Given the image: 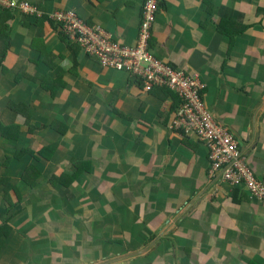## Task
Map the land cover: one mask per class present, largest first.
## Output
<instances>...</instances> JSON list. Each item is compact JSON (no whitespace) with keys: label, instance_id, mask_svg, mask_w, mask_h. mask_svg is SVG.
I'll list each match as a JSON object with an SVG mask.
<instances>
[{"label":"crops","instance_id":"1","mask_svg":"<svg viewBox=\"0 0 264 264\" xmlns=\"http://www.w3.org/2000/svg\"><path fill=\"white\" fill-rule=\"evenodd\" d=\"M24 1L41 17L0 11V175L22 193L0 185V264H264V201L209 176L169 89L102 68L45 19L132 47L145 0ZM151 49L198 75L264 180V0H161Z\"/></svg>","mask_w":264,"mask_h":264},{"label":"built area","instance_id":"2","mask_svg":"<svg viewBox=\"0 0 264 264\" xmlns=\"http://www.w3.org/2000/svg\"><path fill=\"white\" fill-rule=\"evenodd\" d=\"M160 4L161 0H145L136 44L132 47L116 42L100 25H89L73 13L56 11L49 14V20L85 54L96 58L102 68L130 73L142 82L146 92L166 87L176 94L181 102L172 128L184 136L195 135L205 145L209 176L232 185H245L253 196L264 201V180L257 178L236 136L207 110L198 75L175 68L154 55L151 39ZM0 6L41 16L37 8L24 0H0Z\"/></svg>","mask_w":264,"mask_h":264},{"label":"trees","instance_id":"3","mask_svg":"<svg viewBox=\"0 0 264 264\" xmlns=\"http://www.w3.org/2000/svg\"><path fill=\"white\" fill-rule=\"evenodd\" d=\"M160 8V7H159ZM38 9V8H37ZM0 11H6V13H14V12H20V13H22L23 15H25L26 17H30L31 15H27V14H25V13H23L20 9H18V8H7V7H5V6H0ZM39 11V10H38ZM40 12V11H39ZM37 15V14H36ZM38 16V15H37ZM43 16V15H42ZM41 17V16H40ZM45 19H47L48 21H50L49 20V16H48V18L46 17ZM51 22V24H53L54 26H56V28H58L57 27V25L54 23V22H52V21H50ZM222 28L224 27V25L222 24V25H220ZM248 29V27H246L245 26V30H247ZM242 30H239L238 32H234V34L237 36V34L238 33H240ZM233 33V32H232ZM60 34H62V35H64V33L63 32H61ZM65 36V35H64ZM5 52V51H4ZM156 88H159L160 89V87H156ZM166 88V87H165ZM167 89V88H166ZM169 91V94L171 95V96H174V97H176V99H175V104H174V108H176V112L178 111V106H179V104H180V99L178 98V96L177 95H175L174 93H172L170 90H168ZM175 116H176V113H175ZM0 134H3V132H0ZM23 154H26V153H30L31 155H33L34 157H35V159H37V155L36 154H41L42 155V151H40V152H38V153H35V152H31V151H25V152H22ZM11 158H18V159H20V154L18 153V154H13L12 155V157ZM9 161V158H3V160L1 161V165H4V162H8ZM24 171H25V177L26 176H34L35 175V177L36 176H38V170L36 169V165H32V166H30V167H24ZM75 178L78 176V174L81 172L80 170H78L77 171V169H75ZM0 179H3V182H0V185L3 187V189L2 190H4V186L6 187L5 188V193H7L8 192V189L9 188H12L13 190H14V192H15V194H17V197H18V200L20 201L21 200V195L20 194H18L17 192H18V189L17 188H15V187H11L10 186V184L9 183H7L6 181H4V176H1L0 175ZM26 180V179H25ZM8 181V180H7ZM73 181V180H72ZM71 181V182H72ZM33 186V185H32ZM5 197H8L7 195L5 196Z\"/></svg>","mask_w":264,"mask_h":264},{"label":"rangeland","instance_id":"4","mask_svg":"<svg viewBox=\"0 0 264 264\" xmlns=\"http://www.w3.org/2000/svg\"><path fill=\"white\" fill-rule=\"evenodd\" d=\"M18 194H21V196H22V193L20 192V191H18L17 192ZM6 199H8L9 198V196L8 197H5Z\"/></svg>","mask_w":264,"mask_h":264}]
</instances>
